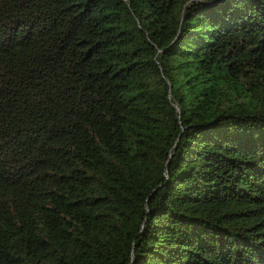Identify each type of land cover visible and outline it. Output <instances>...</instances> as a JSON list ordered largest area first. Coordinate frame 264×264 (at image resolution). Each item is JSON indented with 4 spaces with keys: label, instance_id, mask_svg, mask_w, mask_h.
Listing matches in <instances>:
<instances>
[{
    "label": "trees",
    "instance_id": "1",
    "mask_svg": "<svg viewBox=\"0 0 264 264\" xmlns=\"http://www.w3.org/2000/svg\"><path fill=\"white\" fill-rule=\"evenodd\" d=\"M0 264H264V0H0Z\"/></svg>",
    "mask_w": 264,
    "mask_h": 264
}]
</instances>
